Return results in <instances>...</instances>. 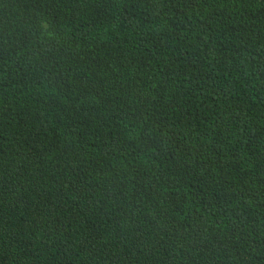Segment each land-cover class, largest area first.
I'll return each instance as SVG.
<instances>
[{"label": "trees", "instance_id": "obj_1", "mask_svg": "<svg viewBox=\"0 0 264 264\" xmlns=\"http://www.w3.org/2000/svg\"><path fill=\"white\" fill-rule=\"evenodd\" d=\"M0 264H264V0H0Z\"/></svg>", "mask_w": 264, "mask_h": 264}]
</instances>
